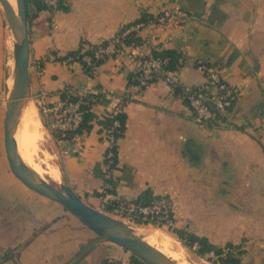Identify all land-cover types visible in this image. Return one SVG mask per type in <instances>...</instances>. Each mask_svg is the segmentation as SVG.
<instances>
[{
    "label": "crops",
    "instance_id": "1",
    "mask_svg": "<svg viewBox=\"0 0 264 264\" xmlns=\"http://www.w3.org/2000/svg\"><path fill=\"white\" fill-rule=\"evenodd\" d=\"M62 5L30 16L32 93L74 88L95 93L97 101L91 108L93 127L80 141L51 136L60 181L93 207L103 206L107 145L99 119L117 104L104 91L124 93L138 68V61L117 55L89 72L79 61L67 65L69 53L82 42L110 40L143 15L154 19L165 9H184L188 18L147 24L136 33L140 57L153 49L182 54L181 68L170 74L181 91L160 76L131 94L112 193L117 200H136L146 190L154 199L168 195L175 206L176 233L206 237L217 247L238 245L242 264H264V0H63ZM4 52L6 43L0 45V124L5 126ZM201 64L216 68L240 90L222 124L196 123L184 99L187 88L206 82ZM96 236L0 160V264H68ZM122 250L104 241L79 264L133 260Z\"/></svg>",
    "mask_w": 264,
    "mask_h": 264
},
{
    "label": "built area",
    "instance_id": "2",
    "mask_svg": "<svg viewBox=\"0 0 264 264\" xmlns=\"http://www.w3.org/2000/svg\"><path fill=\"white\" fill-rule=\"evenodd\" d=\"M42 1L48 7L56 9L63 0ZM188 17L189 13L184 9H165L154 19L136 22L104 43L98 45L84 43L82 51L84 52L89 49L92 53H85L81 58L68 56L65 63L71 65L73 62L79 61L85 68L89 69V72H93L98 61H104L117 55H125L133 62L138 61V68L133 73L131 79H129L131 81L128 82L127 90L124 93L116 94L104 91V94L110 95L117 101V104L110 112V114L117 116L124 112V108L133 92L140 91L158 79V77H165L175 87L177 82L170 77V74L177 72L183 64V57H181L177 69L170 71L166 69L170 60L169 57L154 56L152 53L140 57L136 52V45L126 43L125 39L127 35L133 34L136 37V33L147 24L157 23L165 25ZM199 68L205 73L206 82L199 86L187 88L184 92V99L192 109L196 123L206 125L222 124L225 114L237 103L241 94L240 90L237 86L228 83L216 68L206 64L199 65ZM211 87H215V91H211ZM33 97L37 101L42 121L51 134L61 133L65 135L71 133V137L65 139L71 142H77L83 138L85 132H81L80 128L85 116L84 107L88 105L92 108L97 101L95 93L67 88L57 93L40 90ZM54 97H57V99L50 101ZM119 126L120 121L116 119L113 127L105 129L103 133V141L107 145L104 154L105 178L107 182L103 190V206L109 207L112 213L120 215L125 221L130 223L136 224L140 221L142 224L157 225L168 231L175 232V206L170 196L163 195L156 197L151 203L147 204L139 203L135 200H117L113 196L111 192L114 187L112 180L117 167L119 141L114 135V130ZM192 247L198 250L200 245L198 242H195ZM232 252H235L233 247L224 245L220 251L211 250L204 254L212 263L222 264V259ZM108 261L110 264H115L116 262L113 258H110ZM126 264L145 263L130 260Z\"/></svg>",
    "mask_w": 264,
    "mask_h": 264
},
{
    "label": "water",
    "instance_id": "3",
    "mask_svg": "<svg viewBox=\"0 0 264 264\" xmlns=\"http://www.w3.org/2000/svg\"><path fill=\"white\" fill-rule=\"evenodd\" d=\"M17 11L8 0H0L5 19L13 36V85L6 86L5 140L7 155L13 173L28 187L62 204L97 236L87 243L68 264H79L101 242H112L145 264H180L163 254L157 247L146 241L139 228L103 212L85 202L68 184L60 181V186L47 178L37 176L23 161L19 153L16 132L23 111L33 103L30 77V12L27 0H16Z\"/></svg>",
    "mask_w": 264,
    "mask_h": 264
},
{
    "label": "trees",
    "instance_id": "4",
    "mask_svg": "<svg viewBox=\"0 0 264 264\" xmlns=\"http://www.w3.org/2000/svg\"><path fill=\"white\" fill-rule=\"evenodd\" d=\"M27 1H28V6H29L30 16L37 14L41 10L50 8L42 0H27ZM62 6L63 5L61 2V4L59 5V8ZM63 8L67 9V7H63ZM149 19H150L149 16L143 15V17L141 19L137 20L136 22L148 21ZM136 22L128 24L125 27V29H127L131 25L135 24ZM125 41L127 44H135V45H138L141 42V40L138 37H135L133 34L127 35ZM83 44H84V42H82L80 44L79 48L76 51L70 52L69 56L81 58L82 55L85 53H92V51L89 49L85 50L83 52L82 51V49H83L82 45ZM152 54L154 56L156 55V56H161V57H169L170 60H169L168 65L166 66V69H168L170 71H175L177 69L180 58L182 57V54L180 52H178L176 50H172V49H162V50L153 49ZM102 62L103 61H98L97 65L101 64ZM86 70L89 71V69H87V68H86ZM132 76H133V74H130L129 79H131ZM174 88H175L176 92L181 91L178 84ZM186 103H187V101H186ZM84 109H85V116H84V121H83L81 128H80L81 132L90 131L93 127V121L96 118V115L91 111L90 106L87 105L84 107ZM116 119H119L120 126L114 130V135L119 140L121 137H123L124 132L126 130L127 115L125 112L120 113L117 116L109 114V115L103 117L102 119H99V123L103 125V128L105 130V129H109V128L113 127L114 121ZM52 135H53V137H55L58 140H61V139L65 140V139H68L71 137V133H67L65 135H63L61 133H54ZM112 182H113V180H112ZM112 191L113 190H111V192ZM153 200H154V198L151 197V195L149 194V191L146 190L143 193H141L140 197L138 199H136L135 201L139 202V203L147 204V203H151ZM104 208H105L104 211H106V212L111 211L109 207H104ZM137 223L142 224V222H140V221H138ZM178 235L181 238V240L189 247H192L195 242H198V244L200 245L198 252L200 254H204V253L211 251V250H216V251L221 250V247H217V246L211 244L206 237L198 236L196 234H192V233H189L186 231H179ZM227 245H230L231 247H233V249H235V252L229 253L226 258L222 259V264H242L241 258L239 257V254L242 253V250L240 249V247L238 245H233L232 243H228ZM131 257L136 262L140 261L134 255H131ZM107 263H109V261H107Z\"/></svg>",
    "mask_w": 264,
    "mask_h": 264
},
{
    "label": "rangeland",
    "instance_id": "5",
    "mask_svg": "<svg viewBox=\"0 0 264 264\" xmlns=\"http://www.w3.org/2000/svg\"><path fill=\"white\" fill-rule=\"evenodd\" d=\"M0 17L4 19V32H2L3 35L0 31V45L2 46L3 43H6L8 45V52L7 53L4 52L3 63L1 66V68H2L1 69V71H2L1 77H2L3 83L5 85L4 86V94H2V96H3L2 98L5 99V95H6L5 87H6V85H8V82H9V84H12V81H10V80L13 78V69H14L13 49L14 48L12 47L13 46V36H12V33L9 29V26H8L7 21L5 19L4 12H3L1 7H0ZM4 51H5V49H4ZM33 106L36 109L38 117L41 120L43 139L40 141L41 142L40 143L41 151H39V153L34 152L33 154L30 152V158L37 163V166L39 167L38 170L41 173V176L47 178L51 182H54L55 185L60 186V184H61V182H60L61 171H60L59 167L57 166L59 158L55 153V146H54L52 138H51L52 134L48 131V129H46V126L44 125V123L42 121V117L40 115V112L38 109V104H37V101L35 98L33 99ZM0 160H2V162H5V164L7 166H10V162H9L8 155H7V149H6L5 126H4L3 122H1V124H0ZM47 165H48V167H47ZM52 165L56 166L58 169L57 179L50 177L46 173V171ZM104 209H105L104 206H101L99 210L106 212V211H104ZM110 212H108V214H111V215L113 214L112 216L123 219V217H121L120 215H118L116 213H112V212L110 213ZM134 225L136 227H138L139 229L158 231L160 234L168 235V236L174 238L184 248L185 254L187 255V258L189 260L188 264H191L192 262L194 264H214L205 257V254H200L196 248L187 246L181 240L178 233H176V232L168 231L167 229H165L163 227H159L157 225L138 224V223H136ZM122 251L126 254L125 256L128 255L127 251H125L124 249Z\"/></svg>",
    "mask_w": 264,
    "mask_h": 264
},
{
    "label": "bare ground",
    "instance_id": "6",
    "mask_svg": "<svg viewBox=\"0 0 264 264\" xmlns=\"http://www.w3.org/2000/svg\"><path fill=\"white\" fill-rule=\"evenodd\" d=\"M8 1L13 6L15 11H17V1ZM10 81H12V84H9L8 82L9 87L13 85V78ZM15 137L18 143L19 153L23 158V161L37 176L45 178L41 176V173L38 170L39 167L37 166V163L30 158V152L33 154L34 152L39 153V151H41L40 141L43 139L41 120L38 117L33 103L27 105V107L23 111ZM46 173L50 177L57 179L58 169L56 166L52 165L51 167H49ZM139 232L142 234L143 238L146 241L157 247L166 256L173 258L180 264L189 263L184 248L174 238L168 235L160 234L158 231L154 230L139 229Z\"/></svg>",
    "mask_w": 264,
    "mask_h": 264
}]
</instances>
